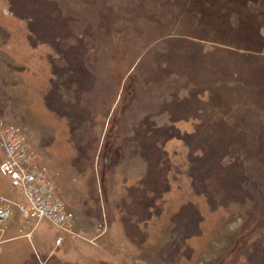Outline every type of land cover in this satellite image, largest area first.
<instances>
[{
    "label": "rangeland",
    "instance_id": "obj_1",
    "mask_svg": "<svg viewBox=\"0 0 264 264\" xmlns=\"http://www.w3.org/2000/svg\"><path fill=\"white\" fill-rule=\"evenodd\" d=\"M0 136V264H264V0H0Z\"/></svg>",
    "mask_w": 264,
    "mask_h": 264
},
{
    "label": "built area",
    "instance_id": "obj_2",
    "mask_svg": "<svg viewBox=\"0 0 264 264\" xmlns=\"http://www.w3.org/2000/svg\"><path fill=\"white\" fill-rule=\"evenodd\" d=\"M14 141L11 137L0 136V152L2 154L0 169L11 179L14 186L16 185L22 189L21 192L27 204L5 199L7 203H3L0 206V224L8 219L14 205L26 216H32L38 219L47 217L58 228L66 231L72 237L70 228L61 221L60 217L50 214V205L46 198L41 193L39 194L40 188L36 186L34 170L28 169L23 163L24 154L27 157V152L23 146L14 143ZM61 240L62 237L59 235L56 239V244H59Z\"/></svg>",
    "mask_w": 264,
    "mask_h": 264
},
{
    "label": "bare ground",
    "instance_id": "obj_3",
    "mask_svg": "<svg viewBox=\"0 0 264 264\" xmlns=\"http://www.w3.org/2000/svg\"><path fill=\"white\" fill-rule=\"evenodd\" d=\"M55 226L57 227V225L55 224ZM61 235V234H60ZM62 239H64V237L61 235Z\"/></svg>",
    "mask_w": 264,
    "mask_h": 264
}]
</instances>
